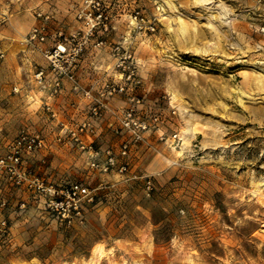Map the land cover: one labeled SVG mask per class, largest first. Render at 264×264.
<instances>
[{"label":"rangeland","instance_id":"rangeland-1","mask_svg":"<svg viewBox=\"0 0 264 264\" xmlns=\"http://www.w3.org/2000/svg\"><path fill=\"white\" fill-rule=\"evenodd\" d=\"M38 12L47 37L29 46ZM64 39L81 46L73 72L86 89L53 97L42 51ZM0 44V155L22 130L46 144L23 156L20 182L0 172V264H264V0H0ZM126 54L137 68L125 84L115 64ZM117 84L126 92L91 116ZM131 96L137 118H159L138 142L114 134ZM82 121L97 150L129 143L126 173L91 170L55 141ZM73 184L94 202L62 218L47 203Z\"/></svg>","mask_w":264,"mask_h":264},{"label":"built area","instance_id":"built-area-1","mask_svg":"<svg viewBox=\"0 0 264 264\" xmlns=\"http://www.w3.org/2000/svg\"><path fill=\"white\" fill-rule=\"evenodd\" d=\"M36 17L41 20L42 24L32 28L25 38L24 42L29 46H34L35 43H43L47 37L45 24L50 20V16L38 12L36 13ZM81 17L82 15L80 14L78 18ZM133 21L137 24L139 29H142L144 18L139 12L134 14ZM146 29L150 32L154 31V27L151 24H149ZM101 44L102 42L98 45ZM117 50H119V48H115V51ZM80 51L81 46H79V44L73 45L71 49H68L65 44V39L62 42L56 43L52 48L42 51L48 63L49 72L52 75L49 84L50 96L54 97L60 93L63 79L71 82L74 90H78L73 70L76 66V58ZM4 56L5 52L0 44V60H2ZM115 67L119 71L121 81L125 82V84L134 81L137 66L130 54L118 58ZM46 74L47 72L43 69H38L33 76L34 81L43 86L46 80ZM13 90L14 92H18V88H14ZM125 92L126 88L123 84L105 85L103 90L99 93V98L93 100V104L89 110L90 115L98 117L103 109H105L100 99L101 97ZM83 94L84 96H88L89 92L83 91ZM139 103L140 100L135 96L129 98V105L125 108L120 117L119 130H114L115 135L124 133L132 142H138L143 138V135L157 128L159 124V118L157 116H152L149 121L137 118L135 107ZM45 109L48 112H52L51 106L49 105H45ZM94 134L95 130L91 123L82 121L71 127L61 125V129L55 141L61 143L65 139H68L79 152L86 154V164L91 170L101 173L113 171H116L118 174L126 173L128 164L125 159L128 156L129 143L123 140L116 154L112 152L111 149H105L103 151L97 150L93 142L90 141V138L93 137ZM163 138L161 134L159 139L163 140ZM176 138L177 135L174 134L172 139L174 140ZM45 145L44 139L39 134H29L22 130L14 140L9 151L4 155H0V172H5L12 176L17 183L20 182L24 176V172L21 170L23 156L32 155L45 148ZM144 187L146 191H149L150 181H146ZM62 195L64 199H50L47 203V208L52 212H56V214L60 215L62 218L79 216L84 204L90 205L94 202V197L91 195L90 191L86 187L78 184L71 185ZM1 205L3 206L4 203H1ZM0 225H4V221H1Z\"/></svg>","mask_w":264,"mask_h":264},{"label":"crops","instance_id":"crops-1","mask_svg":"<svg viewBox=\"0 0 264 264\" xmlns=\"http://www.w3.org/2000/svg\"><path fill=\"white\" fill-rule=\"evenodd\" d=\"M75 77H76V80H77L78 89H81V88H82V90L86 89V88H83L81 86V83H80L81 82V78L83 77L80 66H78V70H77V73H76ZM62 86H63V89H65L64 90V94H63V91L61 89L60 94H62V95L71 94L70 91H73V92H76L77 91V90H74L73 89V84L71 82L66 81V80H63L62 81ZM48 102L49 101L47 100V102L45 103V105H50ZM73 113H76V114L79 113V109L75 110ZM2 203H4V202H2Z\"/></svg>","mask_w":264,"mask_h":264}]
</instances>
